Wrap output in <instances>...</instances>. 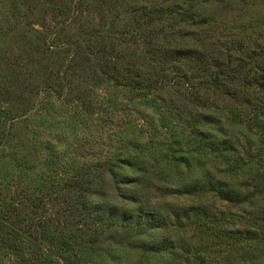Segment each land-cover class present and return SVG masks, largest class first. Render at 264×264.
<instances>
[{
	"label": "rangeland",
	"instance_id": "1",
	"mask_svg": "<svg viewBox=\"0 0 264 264\" xmlns=\"http://www.w3.org/2000/svg\"><path fill=\"white\" fill-rule=\"evenodd\" d=\"M73 1L0 0V264H264V111L211 84L264 0Z\"/></svg>",
	"mask_w": 264,
	"mask_h": 264
},
{
	"label": "trees",
	"instance_id": "2",
	"mask_svg": "<svg viewBox=\"0 0 264 264\" xmlns=\"http://www.w3.org/2000/svg\"><path fill=\"white\" fill-rule=\"evenodd\" d=\"M76 1H77V3L75 1H73V2H74V5L76 7V10H77V7H79L78 5L80 2H79V0H76ZM182 12H184V11H182ZM72 14L68 18H71V16L74 15V14L73 15ZM184 15L186 16V21L187 20H189V21H196L197 20V17L195 16L193 11H191V10L185 11ZM63 23L60 24L58 26V28H62ZM195 23L199 27L205 26L203 19H200V20L198 19V21ZM84 47H85V45H83L82 43L74 42L73 44H69L68 50L71 53H73V55H75V53L78 52L79 49L84 48ZM232 47H233V49H232ZM232 47H230L229 49H224L222 46L220 47L221 50H223L226 55L229 52H230V54H229V56H227L226 60H224L221 56H218V58H216L218 60L221 59V61H223V62L221 64L217 65V67H216L217 72L214 75V77L211 81V84L217 87V86H219L220 81L223 82L226 79L230 80V78H233V77L236 78L235 76H237V78H238L240 76L241 77V79H239L240 83L245 85V88L251 87L253 89V90L251 89L252 90L251 94H252L253 101L256 103L254 106L255 111H256L255 114H257L260 111L263 112L264 111V69L262 68V66L264 67V46L259 45L257 47V50L254 51L252 56H249V57L243 56L244 53L240 52L242 50V47L239 46V44L235 43ZM235 51H237V53ZM235 54H236V56H234ZM104 55H105V52H104ZM190 55L193 56V58L195 59V62L198 65L199 64L201 66H202V64H204V66L207 65V62H206L207 59H205V56L202 57V55L200 53H198L197 51L194 50V53H192ZM72 60H73V58H72ZM259 73L262 75H259ZM102 74H103V76L104 75L106 76L105 73H102ZM162 74H163L162 76H159V77H157V79H155L156 81L154 80L156 86H158V87L159 86L161 87L164 85H169L172 87H174V86L180 87L179 86V85H181L180 82L185 84L184 81H181V80H183L182 76L176 75L178 73H176L175 76H173V77H168V75H166V71L163 70ZM247 79H248V81H247ZM107 80L109 81V83H114L113 79L110 77L107 78ZM220 85H223V84L221 83ZM192 86H193V84H192ZM124 87L127 88L128 90H130L131 92H134V91L135 92L136 91L142 92L144 90H148L146 92V94L150 93V90L152 89L150 87H140V86L137 87V85H135V84L133 85V84H128V83H126L124 85ZM193 89H194V91H196L195 94L197 92H200V88H193ZM63 90H64V83H62V91ZM224 92H225V95L228 94L229 96H232V97H234V95H237V93L235 91H228V90L224 89ZM191 96L195 97L193 95H191ZM205 108H208V107L205 106L204 109ZM220 145H222L223 147ZM224 145L225 144H219V146H217V145L213 146L214 152L221 151L220 154H218L220 156L219 158L221 160H223V159L225 160L229 156V155H226L227 153H229V151H225L226 148L224 147ZM171 146L172 145H170V147ZM167 151L170 153V158H172V156H173L172 159H174L175 155H172V154H177V151L175 152L173 149H168ZM192 187H194V186H191L190 188H192ZM210 187L212 188V192H214V194H216L218 198H221V200L223 202L231 204L232 206H237V205L241 204V199H239L240 195H236L235 192L227 191L226 188L223 186H214V185L210 184ZM189 189H187L188 190L187 194H190L192 192ZM31 208L33 209L34 207L31 206ZM244 241H250V240L246 239ZM55 242H58V243H61V245L67 246L65 243L66 241H64V240L55 239L54 243Z\"/></svg>",
	"mask_w": 264,
	"mask_h": 264
}]
</instances>
